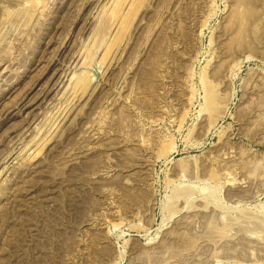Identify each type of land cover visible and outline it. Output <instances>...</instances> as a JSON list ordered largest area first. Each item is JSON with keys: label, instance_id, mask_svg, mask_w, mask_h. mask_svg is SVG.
I'll use <instances>...</instances> for the list:
<instances>
[{"label": "rangeland", "instance_id": "obj_1", "mask_svg": "<svg viewBox=\"0 0 264 264\" xmlns=\"http://www.w3.org/2000/svg\"><path fill=\"white\" fill-rule=\"evenodd\" d=\"M0 264H264V0H0Z\"/></svg>", "mask_w": 264, "mask_h": 264}, {"label": "bare ground", "instance_id": "obj_2", "mask_svg": "<svg viewBox=\"0 0 264 264\" xmlns=\"http://www.w3.org/2000/svg\"><path fill=\"white\" fill-rule=\"evenodd\" d=\"M36 2V1H35ZM219 99V98H218ZM214 101V100H213Z\"/></svg>", "mask_w": 264, "mask_h": 264}]
</instances>
